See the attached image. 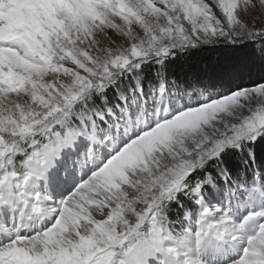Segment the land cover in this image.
Wrapping results in <instances>:
<instances>
[{
  "label": "snow or ice",
  "instance_id": "6c2138e0",
  "mask_svg": "<svg viewBox=\"0 0 264 264\" xmlns=\"http://www.w3.org/2000/svg\"><path fill=\"white\" fill-rule=\"evenodd\" d=\"M257 145L264 0H0V264H264Z\"/></svg>",
  "mask_w": 264,
  "mask_h": 264
},
{
  "label": "trees",
  "instance_id": "16d2710c",
  "mask_svg": "<svg viewBox=\"0 0 264 264\" xmlns=\"http://www.w3.org/2000/svg\"><path fill=\"white\" fill-rule=\"evenodd\" d=\"M216 55L217 53L209 50L193 52L186 57H182L179 63L195 71L197 68L202 69L205 65L214 61ZM262 153H264V145H257V154L260 155Z\"/></svg>",
  "mask_w": 264,
  "mask_h": 264
},
{
  "label": "rangeland",
  "instance_id": "374dc122",
  "mask_svg": "<svg viewBox=\"0 0 264 264\" xmlns=\"http://www.w3.org/2000/svg\"><path fill=\"white\" fill-rule=\"evenodd\" d=\"M194 71V70H193Z\"/></svg>",
  "mask_w": 264,
  "mask_h": 264
}]
</instances>
